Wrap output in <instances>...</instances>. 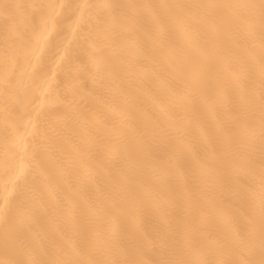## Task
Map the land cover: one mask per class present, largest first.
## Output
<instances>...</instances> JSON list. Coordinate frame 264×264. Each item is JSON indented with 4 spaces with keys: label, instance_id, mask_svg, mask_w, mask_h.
I'll return each instance as SVG.
<instances>
[{
    "label": "bare ground",
    "instance_id": "1",
    "mask_svg": "<svg viewBox=\"0 0 264 264\" xmlns=\"http://www.w3.org/2000/svg\"><path fill=\"white\" fill-rule=\"evenodd\" d=\"M0 264H264V0H0Z\"/></svg>",
    "mask_w": 264,
    "mask_h": 264
}]
</instances>
